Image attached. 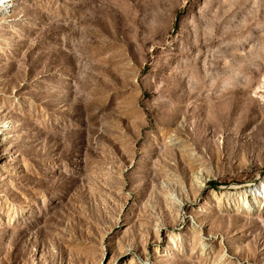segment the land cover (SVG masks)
<instances>
[{"label":"rangeland","instance_id":"374dc122","mask_svg":"<svg viewBox=\"0 0 264 264\" xmlns=\"http://www.w3.org/2000/svg\"><path fill=\"white\" fill-rule=\"evenodd\" d=\"M0 264H264V0H0Z\"/></svg>","mask_w":264,"mask_h":264},{"label":"bare ground","instance_id":"6f19581e","mask_svg":"<svg viewBox=\"0 0 264 264\" xmlns=\"http://www.w3.org/2000/svg\"><path fill=\"white\" fill-rule=\"evenodd\" d=\"M146 262V261H145Z\"/></svg>","mask_w":264,"mask_h":264}]
</instances>
